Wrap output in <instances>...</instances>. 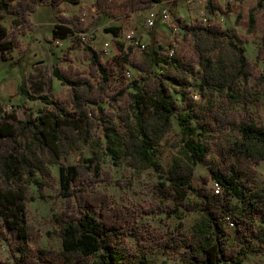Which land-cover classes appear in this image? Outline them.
<instances>
[{
    "label": "trees",
    "instance_id": "16d2710c",
    "mask_svg": "<svg viewBox=\"0 0 264 264\" xmlns=\"http://www.w3.org/2000/svg\"><path fill=\"white\" fill-rule=\"evenodd\" d=\"M64 1L0 0L3 15L24 20L12 30L0 23V55L20 46V35L33 25L31 14L39 6L49 5L56 12ZM154 3L159 4L157 24L164 0H95L94 6L120 18ZM263 3L258 0L250 9L251 34ZM206 11L207 20L183 22L178 17L175 26L182 37L168 46L150 42L138 52L134 43L117 41L121 62L138 72L125 85L112 87L113 67L83 41L86 68L72 61L53 66L54 76L68 88L65 95L36 94L21 82L17 93L44 105L36 113L29 108L21 117L0 104V240L10 253L9 261L0 264H139L147 262L146 254L139 259L141 250L155 247L178 252L180 264H246L258 249L256 241L264 242V187L255 186L256 166L264 161V123L253 117L249 106L264 94V75L257 73L258 62L264 60V19L254 61L246 55L247 38L215 20L223 11L219 0H207ZM57 19L55 38L82 37L90 29L78 16L57 14ZM107 29L120 32L119 26ZM174 117L189 158L164 168L157 159L158 147L171 133ZM85 147L92 156L82 157L79 164L64 163L70 154L82 155ZM104 155L116 163L124 160L134 170L159 173V184L172 201L170 212L202 214L192 232L162 238L139 230L136 212L114 203L100 188L101 182L121 183L103 168ZM198 164H206L210 173L196 187ZM54 165L59 166V191L66 202L48 233L60 239V249L33 244L35 230L27 214L37 197H53L45 190L53 185ZM32 186L38 196L31 193Z\"/></svg>",
    "mask_w": 264,
    "mask_h": 264
},
{
    "label": "rangeland",
    "instance_id": "374dc122",
    "mask_svg": "<svg viewBox=\"0 0 264 264\" xmlns=\"http://www.w3.org/2000/svg\"><path fill=\"white\" fill-rule=\"evenodd\" d=\"M95 0H81L78 3L66 0L59 5L58 10L53 11L49 5H41L31 14L33 25L26 33H22L20 46L13 51L0 55V104L6 109H16L21 117H25V112L32 110L37 112L44 104L41 101H33L25 95L17 93L18 85L21 82L27 84V88L33 93L46 92L52 97H60L67 93V86L53 74V66L57 62L66 66L73 62L78 67H87V60L83 58V48L85 43H89L102 54L103 59L113 67L112 87L125 85L138 76V72L133 68L125 66L120 59V48H113L105 51L106 42L122 41L126 45H132L133 41L126 38L130 30H135L136 38L148 45L150 42L168 46L172 40L182 37V31L175 26L177 18L181 17L183 22L193 20H203L208 17L206 3L191 2L185 0H164L171 6L173 21L171 24L157 23L154 27L148 28L143 25L144 16L155 6L134 12L132 15H124L120 18L109 17L100 12L94 6ZM258 0H219L223 11L215 15V20L221 22L225 28H230L243 38H247L246 55L250 60H256L258 47L260 45V27L264 19V3L258 14V27L251 34L247 31L249 12ZM57 14L74 17L78 16L90 25L88 32L82 37L74 34L67 38L53 37V29L58 23ZM0 23L8 29L22 27L24 20L17 16L3 15L0 12ZM119 26L120 32L116 35L107 28ZM173 26V27H172ZM154 32V33H153ZM135 50L141 52L135 47ZM130 69V74L128 70ZM159 70L158 68L156 69ZM257 73L264 75V60L258 62ZM254 78L251 79V82ZM196 99L200 100L199 96ZM250 110L253 117L260 123H264V94L261 98L251 103ZM184 110L180 108V113ZM174 127L169 135L158 147L157 159L164 168H168L175 161H188V151L183 141L182 129L177 117L173 118ZM187 137V136H186ZM89 147H85L80 153H73L63 159L68 165L79 164L82 157L92 156ZM103 168L109 172L113 178L121 180L120 184H109L101 182L100 188L107 192L116 204H125L132 208L137 214L136 225L139 230L149 235L150 231L162 238L170 237L179 231L191 233L195 224L202 218V214L197 211L170 212L169 205L171 199L167 197V190L159 184L162 179L152 168L134 170L130 168L124 160L116 163L110 156L104 155L102 160ZM257 176L255 186L264 187V161L256 166ZM53 177L51 187L46 188L45 193L52 195L49 200L39 197L28 205V218L35 230L33 244L42 247L61 248L60 239L55 235H49V231L55 226V216L65 206L66 199L60 194L59 166H52ZM209 168L206 164H198L195 169L193 183L196 187L205 184V177L209 175ZM209 186L218 188L214 181L209 182ZM31 193L38 196L35 186L31 187ZM191 200H196L195 195H191ZM0 229H4L0 217ZM130 243L137 246L136 239L128 236ZM258 249L251 252L246 264H264V242L256 241ZM9 251L7 245L0 240V262L9 261ZM142 254H146L147 262L139 264H180V257L176 251H166L159 247L151 250L142 249Z\"/></svg>",
    "mask_w": 264,
    "mask_h": 264
},
{
    "label": "built area",
    "instance_id": "2783aa9c",
    "mask_svg": "<svg viewBox=\"0 0 264 264\" xmlns=\"http://www.w3.org/2000/svg\"><path fill=\"white\" fill-rule=\"evenodd\" d=\"M185 1L187 3H191V2H203V1H204V3L207 2V0H185ZM153 5L155 6V8L151 9L149 11V13H147L144 16L143 25L146 26V27H148V28L154 27L156 25L155 19H156L158 10H159V8H158L159 7V4L158 3H154ZM160 15L162 17V21H161L162 24H167V23L168 24H171L172 23V21H173V15H172V12H171V6L170 5H167L166 2L163 3V7H161V9H160ZM205 20H207V19L205 18ZM126 38L128 40H130V41H133V43L136 46V48H138L140 50H142V49L145 48V44L142 43L140 39H135L136 38V32H135V30H130L127 33ZM114 47L117 48V49H119L118 44L116 42H113V43L106 42L105 45H104L105 51H109L110 49H113ZM171 52H172V50L170 51V53ZM130 73L131 72L128 71V74H130ZM215 191H219V187L218 188H215Z\"/></svg>",
    "mask_w": 264,
    "mask_h": 264
}]
</instances>
